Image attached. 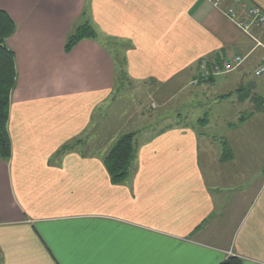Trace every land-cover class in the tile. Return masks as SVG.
<instances>
[{
  "label": "crops",
  "instance_id": "1",
  "mask_svg": "<svg viewBox=\"0 0 264 264\" xmlns=\"http://www.w3.org/2000/svg\"><path fill=\"white\" fill-rule=\"evenodd\" d=\"M247 1L264 10V0ZM0 8L15 23L5 44L16 70L11 155L0 158L1 264H218L228 252L264 264V179L254 195L223 193L233 187L224 173L236 138L227 137L225 159L221 136L182 123L162 129L138 144L130 176L114 183L103 158L119 132L94 148L93 136L81 137L113 90L111 38L128 45V80L157 83V92L173 79L196 83L203 58L244 56L194 92L210 95L214 123L246 130L243 142L256 132L246 127L258 126L251 153L264 155V76L253 75L264 50L250 36L208 0H0ZM84 22L97 37L66 51L69 31ZM253 35L264 40V27ZM224 102L234 113L222 118Z\"/></svg>",
  "mask_w": 264,
  "mask_h": 264
},
{
  "label": "rangeland",
  "instance_id": "2",
  "mask_svg": "<svg viewBox=\"0 0 264 264\" xmlns=\"http://www.w3.org/2000/svg\"><path fill=\"white\" fill-rule=\"evenodd\" d=\"M107 42L112 55L118 57L116 60L114 59L115 80L108 100L94 110L92 115L93 122L89 125L87 133L81 136L83 139L93 136L90 139L91 143L89 146L94 148L100 140H103L112 131L119 132V135L132 132L134 133L138 152L139 143L141 144L162 129L179 123L192 125L193 129L202 134L221 136L224 139L222 144H220V149L223 143L227 142V137L233 138V141L236 138L240 147L233 150L234 157L230 160L233 159L234 161L225 167L229 173H224L230 177V183H232L233 187L228 186L230 184H225L224 187L229 188H226L223 193L226 197L243 196V192L254 195L259 188V184L264 179V155L251 153L257 150L256 144L261 145L259 137L261 133L258 130V126L246 127L247 132H252V135L256 131L250 142L246 143L243 142L245 141L244 137H239L246 130L240 127L237 122L233 125H226L224 121L217 120L214 123L213 113L216 108H213L212 100H210L208 93L206 94L208 98L202 99L199 92V94L194 92L195 88L198 87H194L197 82H191L184 87H180L178 85L179 81L173 79L168 83L161 84L158 92L157 83H154V85L150 81L145 82V85L141 82L132 83L127 76L124 77L120 70V58L125 50V45H123V42L111 38ZM260 44L259 42L255 46L260 47L257 46ZM217 108L220 109L222 118L223 116H230L232 111L234 113V108H232L230 102L221 103ZM243 112L244 114H249V111L245 112L243 110L242 114ZM232 120L237 121L236 119H231L230 121ZM201 122H206L207 124L204 125ZM234 128L236 129L234 130ZM231 134H237V136ZM237 214H239V211Z\"/></svg>",
  "mask_w": 264,
  "mask_h": 264
},
{
  "label": "trees",
  "instance_id": "3",
  "mask_svg": "<svg viewBox=\"0 0 264 264\" xmlns=\"http://www.w3.org/2000/svg\"><path fill=\"white\" fill-rule=\"evenodd\" d=\"M225 1H228L230 3V0H224V2ZM251 4L256 5L254 3ZM261 28L262 27L257 29ZM14 31V21L5 10L0 8V158L4 160H8L11 155V141L7 131V120L10 94L15 86L16 79L14 52L6 46L5 40L10 37L14 33ZM96 37L97 32L90 23L84 22L81 25H76L69 31L65 43V50H70L76 43H78L83 38L93 39ZM123 45H125V49L128 47V45L125 43H123ZM112 56L115 60L116 58H118L116 57V55ZM221 57L225 56L215 55L214 57H212L213 59L203 58V60H200L198 62V67L200 66L202 61H219ZM120 60V70L125 77V50L123 51ZM213 78L215 77L209 78L207 80H202L198 77L197 81H211ZM69 148L70 146L68 145L63 147L64 150ZM223 150V158L227 159L229 157V146L227 142L223 143ZM136 152L137 145L134 139V133L126 132L118 136V138L115 140V142L112 144L107 154L103 158L104 164L108 169L112 182L120 183L130 176L134 166ZM218 264H242V260L239 256L229 255L226 259H224Z\"/></svg>",
  "mask_w": 264,
  "mask_h": 264
},
{
  "label": "built area",
  "instance_id": "4",
  "mask_svg": "<svg viewBox=\"0 0 264 264\" xmlns=\"http://www.w3.org/2000/svg\"><path fill=\"white\" fill-rule=\"evenodd\" d=\"M213 7L219 9L223 16L227 18L237 29L250 36L255 44L261 43L264 49V40L256 38L253 31L264 27V10L257 5H253L246 0H230V3L223 7L224 0H208ZM244 61V56L234 54L228 57H221L219 61H202L199 66L198 77L207 80L238 68ZM256 77L264 76V58L253 70ZM197 82V80H195ZM234 255L228 252L227 256ZM1 264V261H0Z\"/></svg>",
  "mask_w": 264,
  "mask_h": 264
}]
</instances>
